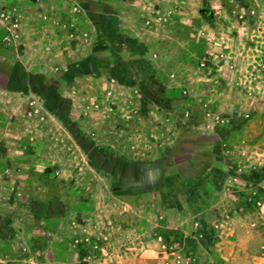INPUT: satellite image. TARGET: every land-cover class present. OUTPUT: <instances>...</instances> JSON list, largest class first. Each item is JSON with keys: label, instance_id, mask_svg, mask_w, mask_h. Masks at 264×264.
Wrapping results in <instances>:
<instances>
[{"label": "rangeland", "instance_id": "374dc122", "mask_svg": "<svg viewBox=\"0 0 264 264\" xmlns=\"http://www.w3.org/2000/svg\"><path fill=\"white\" fill-rule=\"evenodd\" d=\"M119 1L47 0L10 43L0 23L28 91L26 113L11 111L28 120L22 140L0 156V181L27 182L12 213L61 198L99 238L103 216L123 217L109 264H264V0H123V18L104 13ZM192 143L200 172L182 183ZM67 239L54 242L65 261ZM74 245L88 247L76 264H99L101 242Z\"/></svg>", "mask_w": 264, "mask_h": 264}, {"label": "crops", "instance_id": "0c3cea01", "mask_svg": "<svg viewBox=\"0 0 264 264\" xmlns=\"http://www.w3.org/2000/svg\"><path fill=\"white\" fill-rule=\"evenodd\" d=\"M46 1L47 0H39V3H30L26 0H22L23 3L17 6L20 21L18 28L15 30L16 35L19 34L18 29L25 24L35 25L41 21V13L45 11V6H47ZM5 2L6 0L3 1L2 4L0 3V6L7 5ZM121 3L123 4L122 7L116 6L113 8L107 6L104 13H112L117 18H119V16L123 18V16L131 11V6L124 3L123 0L116 4L119 5ZM118 21L120 22L119 19ZM13 54L14 51L6 48L2 43V38H0V125L7 126L4 128V132H0V156L10 155V150L5 141H10L12 138L22 140V131H25L24 129L22 130V125L26 124L28 121L26 117H20L17 115L13 116L11 113V111L20 112V110L21 112L26 113V110L28 109V91L26 87H20L18 85L20 81L25 79L24 76L26 73L22 70V63L16 60L13 57ZM39 65H41L42 70L47 68V64H44L45 66H43V64L39 63ZM16 125L20 128L19 134L11 133L12 126ZM24 135H26V132ZM252 139L253 141L248 146L256 147L257 144H255V142L259 138L258 136H253ZM192 146L195 148V151L192 152L190 156L184 158L183 163L181 164L184 165L185 170L187 169L189 175L187 174L184 176L182 174V166L180 167L181 174L179 177L182 183L196 181L200 172L199 166L201 163L199 161L195 163L194 161L196 156L201 154L198 153V143H192ZM214 147L215 145L212 143L210 148ZM196 148L198 150H196ZM175 155L176 154L173 153V156ZM177 165L179 166V162ZM23 186L26 187L27 182H23L22 180L12 182L11 179L6 176L0 181V190H7V197H4L3 200L0 198V264H76L77 258L75 257V254H88V247L86 245L82 246L83 248H81V245L76 247L74 245V239H84L86 237H90L93 241L98 240L101 242V250L99 253H101L103 257L96 261L90 260V262H98L99 264H109L113 262L112 258H115V256L109 255L112 249H110L109 244H105L104 241L108 240L111 235L114 236L117 233L115 230L112 232V228H116L118 231V229L123 227V217L116 216L113 219H110L108 216H103L101 221L98 220L100 221V226L98 225L97 228L98 231H100L99 235L102 236V238H99L95 229L93 230L92 227L90 228L91 222L94 220L90 216H86V214L84 216L85 218L83 216L80 218L77 214L78 212L65 214L63 209L64 202L61 198L50 201L48 206L45 205V203H42V207H39L36 213L28 214L26 208H24L25 211L23 213L20 212L14 214L11 211V207L15 197L13 195L11 196V193L12 190L22 189ZM74 205L76 204H73L72 206ZM43 208H47V210L45 211ZM52 211H54V213H52ZM30 220L35 222V226L39 231L38 236L33 239L36 246H32V243L29 245L28 222ZM74 220L81 222L82 225L76 226L75 224V227L80 228L77 229L73 227L74 225L72 226ZM133 222H135L137 227L139 226L137 220L134 219ZM133 222L131 221V232L134 233ZM110 232H112V234H110ZM65 236L68 237V249L66 250L68 259L66 261L63 259L64 257L62 255L63 249L54 243L57 240L64 241ZM41 239L46 241V245L41 243ZM29 246L33 254L37 253L39 255L42 254L43 256L33 257V254L30 255ZM130 252L132 254L134 252L133 243H131ZM114 253L117 254V250H115ZM132 257L134 256L132 255ZM114 262H116V260H114ZM235 264H253V262L247 261L245 263Z\"/></svg>", "mask_w": 264, "mask_h": 264}, {"label": "built area", "instance_id": "2783aa9c", "mask_svg": "<svg viewBox=\"0 0 264 264\" xmlns=\"http://www.w3.org/2000/svg\"><path fill=\"white\" fill-rule=\"evenodd\" d=\"M17 8V6H0V22L4 24L7 29V34L3 39L4 43H10L16 39L17 35L15 30L18 28L20 21V15Z\"/></svg>", "mask_w": 264, "mask_h": 264}, {"label": "trees", "instance_id": "16d2710c", "mask_svg": "<svg viewBox=\"0 0 264 264\" xmlns=\"http://www.w3.org/2000/svg\"><path fill=\"white\" fill-rule=\"evenodd\" d=\"M256 173L258 174V178H264V167L260 168V170H257Z\"/></svg>", "mask_w": 264, "mask_h": 264}]
</instances>
